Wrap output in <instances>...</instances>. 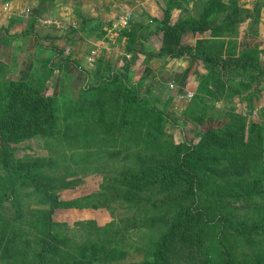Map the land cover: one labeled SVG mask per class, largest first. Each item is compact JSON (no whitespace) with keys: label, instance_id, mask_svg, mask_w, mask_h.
I'll return each mask as SVG.
<instances>
[{"label":"trees","instance_id":"16d2710c","mask_svg":"<svg viewBox=\"0 0 264 264\" xmlns=\"http://www.w3.org/2000/svg\"><path fill=\"white\" fill-rule=\"evenodd\" d=\"M172 1L174 6H179L181 0ZM43 2L38 0L37 6ZM225 7L222 0H206L199 18L178 22H170L166 9L161 24L157 26L175 44L162 46L156 55L167 54L183 59L189 56L193 61L199 59L208 69L213 87H224L237 93L241 91L242 94L245 88L239 90L228 82L218 85L221 74L229 66L241 70L251 68L257 70L258 75L263 74L258 55L264 53V49L259 48L254 37L243 35L238 39L235 33L230 37L228 30L235 25L234 18L228 21L229 24L226 22L227 25L211 26L212 18ZM233 9L237 12V8ZM37 14L38 11L22 33L9 35L6 30L7 40L20 42L33 34ZM132 21L128 27L119 30L117 36V40H128L122 68L96 67L92 75L95 81L89 79L86 69L68 57L60 58L55 63L53 56L40 59L43 68L36 81L6 79L4 75L7 71L0 63V178L4 181L0 186L6 187V196L5 192L2 195L6 201L13 200L16 185L34 187L42 195L43 203L48 205L45 235L37 240L34 264H188L180 258L188 247L194 249L189 264H244L231 253L227 239L231 234L229 232L233 230L248 237L264 236V218L252 222L235 221L221 210L216 214L212 210L224 198L260 193L257 186L261 182L258 173L264 157V121L245 118L230 108L209 114V106L196 102L195 96L189 112L185 114L200 130L189 135L180 128L181 135L176 143L169 144L167 140L174 135L173 129L179 127L167 114L170 101L159 107L157 98L142 91L141 87L147 84L143 85L142 80H130L131 63L141 53V49H137L133 43L143 27L139 22ZM188 35L193 43L182 45L181 40ZM51 50L60 53L56 47ZM63 64H70L85 74L86 79L77 96L65 93L55 96L46 85L48 76L54 70L60 71ZM241 83L245 84L238 80L237 84ZM203 84L202 81L199 86L207 92L210 88L203 87ZM253 95L255 91H249L242 99L251 100ZM60 108L67 115L62 131L65 141L79 149L72 152L79 155V163L90 156L88 151L80 149L95 146L102 150L101 142L106 140V135H117L119 130L121 134L133 135L139 145L135 152L138 165L120 168L118 178L122 186L126 184L121 194L127 199L134 198L138 192L136 200L146 201L142 193L150 187L167 192L168 197L171 191L177 190L175 200L181 204L175 208L170 222L159 231L149 249L131 253L116 246H105L108 240L81 243L73 250L64 249L70 240L54 230L48 220L62 200L53 191L50 178L42 170L45 163L50 165L58 156H48L47 161L37 157L26 162L15 156L16 145L23 141L38 136L52 139L57 136ZM130 125L133 126L131 129ZM108 153L115 156L120 154L119 151ZM127 156L126 151L122 158ZM230 176L233 177L232 190L219 185L220 178ZM245 181L248 182L244 188ZM105 187L109 188L108 185ZM113 191L116 190L113 188ZM13 243L6 241L3 253H9ZM252 254L245 264H264L259 255ZM57 255L61 260L54 259Z\"/></svg>","mask_w":264,"mask_h":264},{"label":"rangeland","instance_id":"374dc122","mask_svg":"<svg viewBox=\"0 0 264 264\" xmlns=\"http://www.w3.org/2000/svg\"><path fill=\"white\" fill-rule=\"evenodd\" d=\"M222 1L226 7L212 18L211 26L223 25L234 18L235 25L228 30L230 37L234 33L238 39L243 35L254 37L259 48L264 49V0ZM0 3V14L6 16V23L0 21L1 33L5 30L4 26L9 35L22 33L35 12L38 11L39 17L32 30L33 34L26 39L20 42L12 39L9 42L1 37L0 63L7 71L4 75L6 79L36 81L43 68L40 59L46 56H53V63L65 57L77 63L79 60V66L82 69L87 68L91 74H95L94 70L99 66L120 70L124 64L123 56L128 40H117L119 31L113 30L112 25L117 13L126 9L133 14L132 22H139L143 26L133 43L137 49H141V53L131 63L130 80H142L143 85L147 84L141 87L142 91L157 98L159 107L167 100L170 101L167 114L179 127L173 129L174 135L167 140L169 144L176 143L181 135L180 128L189 135L200 130L185 114L189 112L190 103L195 96L196 102L209 106V114H217L230 108L245 118L264 121V53L258 55L263 67L261 75L251 68L241 70L229 66L230 68L223 70L218 85L228 82L239 90L245 88L242 94L241 91L237 93L224 87H213L212 77L199 59L193 61L189 56L183 59L167 54L156 55L162 46L175 44L157 26L161 24L160 20L166 9L170 22L187 21L199 18L206 0H181L179 6H174L172 0H44L41 6H37L38 0H0ZM234 7L237 12H234ZM80 12L85 15L83 20L78 15ZM192 43L190 35L181 40L182 45ZM53 47L59 49L60 53L51 50ZM126 56L131 59L129 54ZM62 70H65L64 74ZM85 79L81 70L70 64H63L60 71L54 70L48 76L46 85L55 96L68 94L69 87L73 90L70 95L77 96L76 92ZM89 79L95 81L92 75H89ZM238 80L245 84H237ZM202 81L203 87L210 88L207 92L199 86ZM249 91H255V96L251 100L242 99ZM64 111L61 108L58 111L59 132L56 137L52 139L38 136L23 141L16 145L15 151V156L22 158L24 162L33 161L37 157L47 161L48 156H58L50 165L45 163L42 170L50 178L53 191L62 200L48 216V220L54 230L70 240L64 249L73 250L78 244L91 241L102 243L103 240H108L105 246H116L131 253L149 249L159 231L170 222L175 208L181 204L175 200L177 190L171 191L168 197L167 192L150 187L142 193L143 200L146 201L136 200L138 192L134 198L127 199L121 194L126 184L122 186L118 178L120 168L138 165L135 152L139 145L133 135L121 134V130L117 135H106V140L100 143L102 150L95 146L80 149L83 152L88 151L90 156L79 163V155L72 153L79 149L72 146L73 143L66 142L62 132L67 116ZM131 127L133 126L130 125L129 129ZM251 150L255 152L253 147ZM95 151H98L97 154ZM114 151H119L120 154L115 156L108 153ZM126 151L128 156L122 158ZM60 153L66 155L62 156ZM260 166L261 170L257 174L261 177L257 186L260 193L224 198L212 210L214 214L221 210L232 220L245 222L264 218V157ZM1 173L5 174L4 171ZM224 178H220L219 185L232 190L233 177ZM3 182L0 178V183ZM247 182L243 183L244 188L247 187ZM0 188V264H34L35 252L38 250L37 240L45 235L48 205L43 203L42 195L34 187L16 185L15 199L8 201L2 195L6 187L1 185ZM229 233L231 234L227 239L231 253L239 261L248 263L250 258H247L252 253L264 260L263 235L248 237L233 230ZM6 241H14L9 253H3ZM184 251L180 258L189 264L194 249L188 247ZM54 259L59 261L61 257L57 255Z\"/></svg>","mask_w":264,"mask_h":264},{"label":"built area","instance_id":"2783aa9c","mask_svg":"<svg viewBox=\"0 0 264 264\" xmlns=\"http://www.w3.org/2000/svg\"><path fill=\"white\" fill-rule=\"evenodd\" d=\"M132 18H133V14L131 11L126 10V9L120 10L116 15L115 20L113 21L114 23L112 25V29L113 30L116 29L119 31L123 28L128 27ZM189 96L190 94L187 95V97Z\"/></svg>","mask_w":264,"mask_h":264},{"label":"crops","instance_id":"0c3cea01","mask_svg":"<svg viewBox=\"0 0 264 264\" xmlns=\"http://www.w3.org/2000/svg\"><path fill=\"white\" fill-rule=\"evenodd\" d=\"M1 4V3H0ZM4 7H6V4H4ZM6 10H8L7 8H6ZM25 10H29L28 8H25ZM78 15L79 16H81L82 17V20L84 19L83 18V16H85L84 15V13H82V12H80V13H78ZM38 18L39 17H37L36 19V21H35V23H34V26H35V24L38 22ZM0 21L1 22H4V23H6V16L3 14V13H1L0 14ZM50 21H51V19H50ZM3 28H5V30L1 33L0 32V39H1V37L3 38V39H6V41H8L7 40V38H6V26H4ZM47 37H48V35H47ZM50 40H52V37H51V34H50ZM192 39V38H191ZM44 55H45V53L44 52H42ZM75 54V53H74ZM78 61V63H81V62H79V60H77ZM80 65V64H79ZM84 67H85V65H83ZM104 67V66H103ZM87 69V68H86ZM62 72H63V74H64V72H65V70H62ZM89 75H93V74H91L90 72H89ZM69 90H68V96H73V95H70V93H72L73 94V90L69 87L68 88ZM76 94H78V92H76ZM75 95V94H74Z\"/></svg>","mask_w":264,"mask_h":264}]
</instances>
